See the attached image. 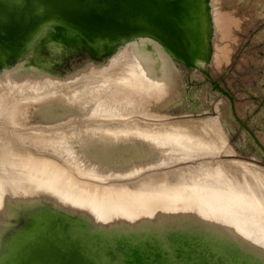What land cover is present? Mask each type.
Masks as SVG:
<instances>
[{
  "label": "bare ground",
  "instance_id": "obj_1",
  "mask_svg": "<svg viewBox=\"0 0 264 264\" xmlns=\"http://www.w3.org/2000/svg\"><path fill=\"white\" fill-rule=\"evenodd\" d=\"M230 4L264 12V0H0V264H264V174L219 157L169 168L214 154L219 125L146 119L164 116L174 60L223 49ZM73 42L91 59L121 48L55 75Z\"/></svg>",
  "mask_w": 264,
  "mask_h": 264
},
{
  "label": "rangeland",
  "instance_id": "obj_2",
  "mask_svg": "<svg viewBox=\"0 0 264 264\" xmlns=\"http://www.w3.org/2000/svg\"><path fill=\"white\" fill-rule=\"evenodd\" d=\"M223 10L234 17L228 35L218 38V44L223 49L216 58L210 57L204 63L200 61L198 66L174 60L169 71L172 82L163 98L165 101L155 105L164 116L146 119L154 120L155 123L193 119L203 120L210 125L213 121L208 118L214 117L216 124L218 123L217 127L219 125L217 131L224 139V143H221L214 154L198 158L191 155L192 157L186 162L172 163L169 168L184 164L195 165L202 159L223 158L231 162L250 164L255 174L261 175L264 174V12L257 14L251 6L234 4ZM151 42L154 45L158 44L155 40ZM72 45V50L61 48V63L59 70L53 72L55 75L68 77L82 71L80 69L83 68L105 66L121 48L119 44H113L111 49L102 54V58L91 59L81 43L73 42ZM31 66L29 68L37 69V66ZM21 68H14V71L23 70ZM28 124L35 125L30 122L26 123ZM230 168L237 172L240 170L236 165L234 167L230 165ZM248 173L246 172L245 175ZM249 174L247 177L250 176L248 179L251 180L252 175ZM261 193L264 195V191ZM131 194L134 192L131 191ZM26 221L27 219L23 218L14 220L17 223ZM105 243L113 247L115 252L129 251L126 244L116 240ZM124 262L131 263L132 258L130 260L124 258Z\"/></svg>",
  "mask_w": 264,
  "mask_h": 264
}]
</instances>
